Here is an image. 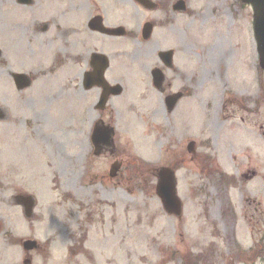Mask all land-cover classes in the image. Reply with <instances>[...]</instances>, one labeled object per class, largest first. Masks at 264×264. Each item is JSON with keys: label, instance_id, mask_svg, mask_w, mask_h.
Listing matches in <instances>:
<instances>
[{"label": "rangeland", "instance_id": "1", "mask_svg": "<svg viewBox=\"0 0 264 264\" xmlns=\"http://www.w3.org/2000/svg\"><path fill=\"white\" fill-rule=\"evenodd\" d=\"M249 10L250 24L234 25L232 60L230 45L221 44L216 51L230 49L231 57L219 56L215 62L203 58L201 50L189 49L185 71L194 70L197 92L175 114L154 112L162 107L154 94L143 100L142 116L115 107L118 112L108 121L116 128L117 150L111 154H94V124L67 104L60 111L36 105L37 114L34 106L22 107L16 127L2 126L5 153L17 159L20 170L13 182L19 179L24 192L38 201L35 217L21 227L23 235L41 244L38 253L31 252L33 264H264L256 247L264 238V70ZM231 91L247 99L250 109L257 108L248 115L259 121L237 119L231 127L220 122L223 94ZM33 115L45 118L43 127H35ZM252 136L256 142L246 139ZM192 140L213 141L212 161L196 160L188 152ZM230 141L252 144L251 157L240 164L258 165L255 180L241 183L225 154ZM116 158L125 165L112 179L109 170ZM180 161L181 218L165 211L156 191V170ZM224 174L233 178L227 187ZM247 197L261 202L260 211ZM13 253L14 264H25L19 246Z\"/></svg>", "mask_w": 264, "mask_h": 264}, {"label": "flooded vegetation", "instance_id": "2", "mask_svg": "<svg viewBox=\"0 0 264 264\" xmlns=\"http://www.w3.org/2000/svg\"><path fill=\"white\" fill-rule=\"evenodd\" d=\"M249 8L244 0H0V264H14L15 245L23 252L22 262L33 264L26 248L29 237L21 228L26 226L27 198L20 180L13 182L20 170L17 159L5 153L2 126L16 127L19 109L36 105L48 111H60L66 104L77 107L78 117L93 123L114 120L121 108L142 116V102L153 94L162 103L154 112L175 114L196 89L194 70L185 71L189 49L201 50L203 58L215 62L219 56L231 57L230 49L216 51L221 44L230 45L232 60L234 25L250 24ZM223 95L220 122L259 121L248 115L257 108L250 109L233 91ZM30 119L35 127L44 126L42 116ZM260 128L264 136V126ZM212 143L193 140L188 152L196 160L203 156L210 161L216 156ZM241 143L230 141L225 154L246 183L257 178L258 165L243 168L242 158L254 150L251 143ZM231 180L224 175V186ZM246 201L260 211L261 202L251 197ZM235 209L230 208L232 213ZM261 242L256 245L260 250ZM40 249L39 243L32 252Z\"/></svg>", "mask_w": 264, "mask_h": 264}, {"label": "water", "instance_id": "3", "mask_svg": "<svg viewBox=\"0 0 264 264\" xmlns=\"http://www.w3.org/2000/svg\"><path fill=\"white\" fill-rule=\"evenodd\" d=\"M247 3H250L253 6L254 10V32L256 37V43H258V54L260 55V65L264 69V0H244ZM101 128L105 131V135H101L99 138L102 140H110L113 142L112 135L114 134V129L106 127L105 125ZM97 135H94V141H96ZM106 137V138H105ZM192 148V143L189 144ZM120 165L114 164L111 169V176H116ZM157 192L160 196L164 207L168 213H174L177 216L182 214V201L178 196L177 190V179L175 177V171L171 168H162L159 173V183L157 185ZM32 203L33 202V199ZM31 205V204H30ZM37 244L36 241H27V246L29 248L35 247Z\"/></svg>", "mask_w": 264, "mask_h": 264}]
</instances>
